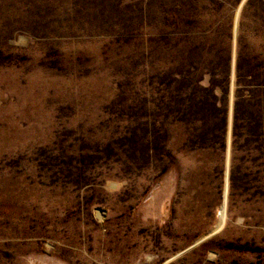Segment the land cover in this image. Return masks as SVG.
<instances>
[{"label":"rangeland","instance_id":"rangeland-1","mask_svg":"<svg viewBox=\"0 0 264 264\" xmlns=\"http://www.w3.org/2000/svg\"><path fill=\"white\" fill-rule=\"evenodd\" d=\"M238 97L264 0H0V264H264Z\"/></svg>","mask_w":264,"mask_h":264},{"label":"trees","instance_id":"trees-1","mask_svg":"<svg viewBox=\"0 0 264 264\" xmlns=\"http://www.w3.org/2000/svg\"><path fill=\"white\" fill-rule=\"evenodd\" d=\"M241 101L242 100L240 99V97L235 100L233 133L235 135L237 134L236 128L240 127V124L238 123L241 119L246 120V129H249V127L254 126V124H256V126H258V128L260 129L264 128V111H259L257 114L254 115V118L252 116L245 115V113H242V111H240L239 109Z\"/></svg>","mask_w":264,"mask_h":264},{"label":"bare ground","instance_id":"bare-ground-1","mask_svg":"<svg viewBox=\"0 0 264 264\" xmlns=\"http://www.w3.org/2000/svg\"><path fill=\"white\" fill-rule=\"evenodd\" d=\"M223 222V217L221 218L220 222L218 223V227L221 226V223Z\"/></svg>","mask_w":264,"mask_h":264}]
</instances>
